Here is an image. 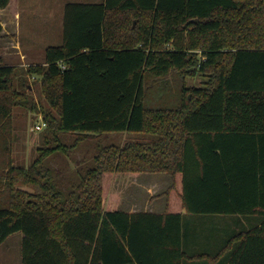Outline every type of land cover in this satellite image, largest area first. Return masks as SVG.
I'll list each match as a JSON object with an SVG mask.
<instances>
[{"label": "trees", "instance_id": "trees-1", "mask_svg": "<svg viewBox=\"0 0 264 264\" xmlns=\"http://www.w3.org/2000/svg\"><path fill=\"white\" fill-rule=\"evenodd\" d=\"M3 16L17 18L18 0H0V33ZM172 73L207 80L175 93ZM38 76L45 141L78 137L39 149L26 168L14 155V113L39 109ZM126 132L143 136L103 147L68 192L55 181L51 156ZM157 173L173 180L166 211L121 210L117 178ZM184 211L260 216L217 257L232 250L230 264H264V0L68 3L63 43L42 66L0 58V246L21 232L24 264H183Z\"/></svg>", "mask_w": 264, "mask_h": 264}, {"label": "rangeland", "instance_id": "rangeland-1", "mask_svg": "<svg viewBox=\"0 0 264 264\" xmlns=\"http://www.w3.org/2000/svg\"><path fill=\"white\" fill-rule=\"evenodd\" d=\"M101 0H29L30 5H36V12H28L23 15L22 26L19 29L20 38L25 40L27 45H32L37 48L38 51H44L49 46L61 45L63 41V16H60L61 5L67 3H100ZM35 13V14H34ZM36 15V16H35ZM137 22H134L136 26ZM6 47L5 45L0 46ZM14 58H5L3 62L6 64L16 63ZM27 66H42L45 62L44 59L26 61ZM18 63V62H17ZM16 63V64H17ZM207 78L201 76H187L186 74L181 77V74L172 73L169 76L168 83L171 88H175V93L179 92L182 84L187 87L202 88L205 86ZM34 89L32 90V96L36 103L39 104L38 110H17L14 113L15 120V158L18 166L29 167L38 157L39 149L43 147H53L58 144L66 146H72L76 143L77 135L62 133L58 135L57 141L50 139L45 141V129L46 125L44 121V111L49 110L50 106L47 103L45 96L42 94L41 77L38 76L35 79L30 80ZM157 83L156 80L149 79L146 86H153ZM159 88L155 89L147 97V104L152 105L154 101L158 100L160 95L161 86L156 85ZM149 91V90H148ZM176 95V94H175ZM170 101V95L167 97ZM172 98V97H171ZM189 98L192 99V94H189ZM36 125H44L42 131H36ZM143 135L137 133H116V134H105L98 137L93 142H83L67 153H57L51 156L47 163L51 168L63 169V181L57 183L65 191L71 190L70 184L74 186L79 184L80 172L83 173L89 169L93 163V158L99 154L103 147L116 145L125 146L128 143L135 142L141 139ZM60 172H54L58 174ZM61 174H59L60 177ZM124 175H120L113 185L112 191L120 196V203L123 199L124 204L130 203L132 198L137 196L139 202H147L150 198L144 190V185L149 182L156 184V191L153 198H162L165 193L171 187L173 180L172 177L166 173L157 174H145L139 177L138 180L123 178ZM77 180V182H76ZM76 182V183H74ZM165 202V199H164ZM20 235H15L8 239L1 248L0 264H21L19 258H21L20 246L16 244L19 240Z\"/></svg>", "mask_w": 264, "mask_h": 264}, {"label": "crops", "instance_id": "crops-1", "mask_svg": "<svg viewBox=\"0 0 264 264\" xmlns=\"http://www.w3.org/2000/svg\"><path fill=\"white\" fill-rule=\"evenodd\" d=\"M102 2L104 0H101ZM100 2V3H102ZM68 4V3H67ZM89 4V3H85ZM60 16H63L64 23V9L65 5H61ZM37 6L30 5L29 0H18V16L14 21H8L5 16L1 18V23L3 31L0 33V46L5 45L6 47L0 48V58H14L16 63L3 64L8 66H15L18 68H27L28 65L26 61L44 59L46 48L44 51H38L35 46L27 45L25 40H22L19 36L20 28L22 26L23 15L30 12H36ZM35 14V13H34ZM36 16V15H35ZM63 35V32H62ZM63 43V41H62ZM62 45V44H61ZM57 46V45H55ZM59 46V45H58ZM50 47V46H49ZM13 59V60H14ZM15 122V120H14ZM45 125V124H44ZM43 125V126H44ZM14 154H15V148ZM52 168L53 172H60L55 175V181H63V169ZM59 174L60 177H59ZM124 175V174H121ZM139 176L133 175H124L126 179H139ZM149 182L144 185V190H146L149 199L147 202H139L137 196L132 198L130 203L124 204L123 199L120 203V209L128 213H137V212H149L162 214L166 211L167 198L164 195L162 198H153L156 191V184L152 183L150 178ZM59 183V182H58ZM165 199V202H164ZM185 222H184V252L187 251V258L183 260V264H230L231 259L228 258L227 251L223 255L218 256L221 250L227 244L229 238L236 234L240 228L245 227L247 232L255 230L262 225V220L260 216H239V215H203V216H192L188 215L185 211ZM234 233V234H233ZM19 240L16 242L21 249V258H19V263H23V252H22V242L24 234L21 232L15 233L10 236L8 239L15 235H20ZM7 239V240H8ZM6 240V241H7ZM2 246H0L1 251ZM228 254V255H227ZM1 257V252H0Z\"/></svg>", "mask_w": 264, "mask_h": 264}, {"label": "built area", "instance_id": "built-area-1", "mask_svg": "<svg viewBox=\"0 0 264 264\" xmlns=\"http://www.w3.org/2000/svg\"><path fill=\"white\" fill-rule=\"evenodd\" d=\"M62 68L65 69L66 66L63 65ZM35 130H36V131H42V130H43V126H42V125H36V126H35Z\"/></svg>", "mask_w": 264, "mask_h": 264}]
</instances>
